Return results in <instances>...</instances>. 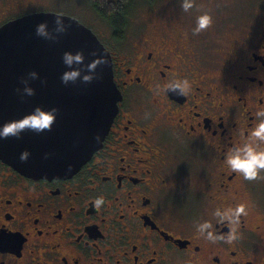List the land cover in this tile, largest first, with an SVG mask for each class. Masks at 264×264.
I'll use <instances>...</instances> for the list:
<instances>
[{
    "label": "flooded vegetation",
    "instance_id": "obj_1",
    "mask_svg": "<svg viewBox=\"0 0 264 264\" xmlns=\"http://www.w3.org/2000/svg\"><path fill=\"white\" fill-rule=\"evenodd\" d=\"M126 27L109 43L97 35L121 99L89 161L39 180L0 162V264H264V172L247 181L224 164L264 110V0L214 57L190 33L135 41ZM178 79L187 95L164 88ZM187 169L202 187L185 197ZM240 204L237 225L214 216ZM204 222L215 243L197 232Z\"/></svg>",
    "mask_w": 264,
    "mask_h": 264
},
{
    "label": "water",
    "instance_id": "obj_2",
    "mask_svg": "<svg viewBox=\"0 0 264 264\" xmlns=\"http://www.w3.org/2000/svg\"><path fill=\"white\" fill-rule=\"evenodd\" d=\"M57 16L63 17L67 27L58 41L37 36V25L43 22L55 35ZM65 53H81L85 65L97 64L96 78L91 83H62ZM33 71L39 78L30 80L35 94L27 96L21 80ZM120 99L109 52L76 19L36 12L0 27V127L15 130L14 135L0 138V162L18 174L36 180L76 174L100 149ZM37 109L53 115L52 123L42 131L24 123Z\"/></svg>",
    "mask_w": 264,
    "mask_h": 264
},
{
    "label": "rangeland",
    "instance_id": "obj_3",
    "mask_svg": "<svg viewBox=\"0 0 264 264\" xmlns=\"http://www.w3.org/2000/svg\"><path fill=\"white\" fill-rule=\"evenodd\" d=\"M262 2L263 0H194V7L184 12L181 0H154L152 5H148L145 0H131L125 30L135 41L147 37L158 39L169 32L175 36L190 33L206 56L214 57V51L223 50L234 39L241 37V29L249 19L252 8ZM36 12L70 16L103 41L110 42L108 37H111V28L94 14L84 0H0V22L5 17ZM204 12L210 13L214 22L206 30L194 34L196 19ZM220 57L215 58L221 59ZM196 175V171L187 169L178 180L176 188L185 197L190 193H197L202 187Z\"/></svg>",
    "mask_w": 264,
    "mask_h": 264
},
{
    "label": "clouds",
    "instance_id": "obj_4",
    "mask_svg": "<svg viewBox=\"0 0 264 264\" xmlns=\"http://www.w3.org/2000/svg\"><path fill=\"white\" fill-rule=\"evenodd\" d=\"M194 7V0H181V8L184 12L190 11ZM213 16L204 12L196 19V27L194 34L206 30L213 24ZM53 23L55 24V35L49 30L47 22H43L37 25L36 34L42 39L56 42L61 34L67 31L64 19L61 16H57ZM95 56L96 54L93 53ZM100 63H107L103 57H96ZM62 61L65 65V72L61 76V81L65 85L69 83H75L80 81L81 83H91L96 78L95 63L89 62L84 64V59L81 53H65L62 57ZM28 78H23L21 83L24 85L23 94L32 96L35 94L34 89L29 86L30 80L38 79L36 72H30L27 74ZM166 90H179L180 95H187L191 90V83L187 79H178L174 82H170L164 86ZM258 123L252 128L249 134V140L242 147L231 150L226 154L224 159L225 166L233 173L241 175L247 181H254L258 178L261 172H264V110L256 113ZM53 115L51 113L45 114L42 110L37 109L29 117L25 118L24 123L26 127H30L36 131H42L49 127L52 123ZM15 130L9 126L0 127V138H6L9 135H14ZM23 158V157H22ZM97 205L103 203L102 199L96 201ZM246 214V205L240 204L235 208L221 209L217 208L214 216L218 222H227L230 225H237L239 223V217ZM212 224L204 222L197 225V232L209 241L215 243L217 237L211 231ZM238 238V233L233 228L227 238L224 239L225 243L231 244Z\"/></svg>",
    "mask_w": 264,
    "mask_h": 264
},
{
    "label": "trees",
    "instance_id": "obj_5",
    "mask_svg": "<svg viewBox=\"0 0 264 264\" xmlns=\"http://www.w3.org/2000/svg\"><path fill=\"white\" fill-rule=\"evenodd\" d=\"M88 7L112 30L115 37L121 35L128 20L131 0H84ZM152 5L154 0H145Z\"/></svg>",
    "mask_w": 264,
    "mask_h": 264
}]
</instances>
